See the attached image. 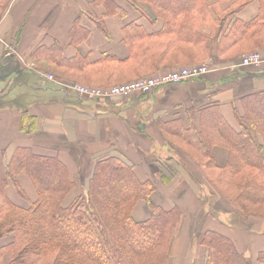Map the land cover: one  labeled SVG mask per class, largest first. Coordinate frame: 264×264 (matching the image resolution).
<instances>
[{
  "label": "crops",
  "instance_id": "1",
  "mask_svg": "<svg viewBox=\"0 0 264 264\" xmlns=\"http://www.w3.org/2000/svg\"><path fill=\"white\" fill-rule=\"evenodd\" d=\"M200 3L206 11L193 24L200 42L192 44L173 42L178 30L166 28L170 20H183L185 11L165 15L147 0H0V175L12 203L28 208L37 198L25 172L6 168L17 148L64 164L73 182L64 206L83 195L97 159L116 155L153 187L135 203V220H146L151 206L178 210L163 264H204L200 241L207 230L231 239L249 264H262L264 215L238 209L210 176L211 170L261 172L228 168L220 127L239 133L246 100L264 94V68L231 67L241 54L264 49V0ZM187 49L192 57H184ZM173 60L170 67L166 62ZM202 63L211 70L198 78L109 100L79 98L34 71L55 72L68 83L92 74L80 83L102 86L126 82L130 77L115 76L125 71L140 78ZM100 77L103 83L92 82ZM205 141L211 142L206 153ZM259 141L264 167V136ZM169 160L173 174L161 165ZM164 173L171 176L168 183ZM12 241L13 234L0 236V264H9Z\"/></svg>",
  "mask_w": 264,
  "mask_h": 264
},
{
  "label": "trees",
  "instance_id": "2",
  "mask_svg": "<svg viewBox=\"0 0 264 264\" xmlns=\"http://www.w3.org/2000/svg\"><path fill=\"white\" fill-rule=\"evenodd\" d=\"M147 1L149 6L160 8L159 11L163 10L165 15L186 12L183 20H170L166 24L170 33L178 30L173 42H200V33L193 29V24L203 18L206 11L204 3H200V0ZM193 12L196 13L193 15ZM184 52L186 58L194 54L192 49ZM166 63L172 67L177 62L173 60ZM245 106L244 114L237 117L241 128L239 133L225 125L220 127L221 134L228 141V168L230 166L236 172L247 167L261 172L246 174V182L238 195L223 194L241 211L248 210L257 214L259 204L253 206L248 202H251L250 199L254 203L264 202V167L261 162L263 145L259 141V137L264 136V119L255 113L256 110L264 113V94L249 98ZM27 118L33 119L32 116ZM29 124L32 126L31 121ZM207 134L205 138L211 140V135ZM209 141L200 142L205 153L211 145ZM161 165L171 173L170 160ZM6 168L10 174L25 172L37 191L36 200L30 202L28 208L19 207L6 196V180L0 175V236L13 234V241L6 246L9 264L165 262L170 233L178 220V210L173 208L166 211L151 206V214L146 220H135L132 216L135 203L138 199H147L153 187L150 182L139 181L132 166L120 157L108 155L97 159L92 175L85 183L83 195L67 206L62 202L73 182L57 157L36 155L28 148L20 147L14 150ZM170 177L167 173L163 175L166 183ZM235 185L237 187L238 182ZM200 243L206 248L204 264H249L246 257L237 251L232 240L220 233L207 230ZM259 260L264 264V253L259 255Z\"/></svg>",
  "mask_w": 264,
  "mask_h": 264
},
{
  "label": "built area",
  "instance_id": "3",
  "mask_svg": "<svg viewBox=\"0 0 264 264\" xmlns=\"http://www.w3.org/2000/svg\"><path fill=\"white\" fill-rule=\"evenodd\" d=\"M233 68L251 67L264 68V49L251 51L241 55L238 60L231 64ZM211 70L208 63L182 66L179 69L167 71L165 73L154 74L142 77L129 83L116 84L109 87L84 86L77 82H63L55 78L52 74L46 73L44 76L51 81H55L79 97L93 98L97 100H107L133 95L136 93H146L156 88L177 84L193 78H198Z\"/></svg>",
  "mask_w": 264,
  "mask_h": 264
},
{
  "label": "rangeland",
  "instance_id": "4",
  "mask_svg": "<svg viewBox=\"0 0 264 264\" xmlns=\"http://www.w3.org/2000/svg\"><path fill=\"white\" fill-rule=\"evenodd\" d=\"M259 50V49H258ZM258 50H256V49H254V50H252V51H258ZM247 53H249V52H246V53H244V54H247ZM244 54H241V55H244ZM240 55V56H241ZM239 56V57H240ZM190 63V62H189ZM191 64V63H190ZM0 66H1V63H0ZM1 68V67H0ZM35 71V73L39 76V77H43V73L44 72H46L45 70H39V69H37V70H34ZM50 73H52V75H56V73L55 72H51L50 71ZM103 74H104V72H103ZM128 74V72L127 71H125L122 75H120L119 76V74H115V76H117V79L119 78V77H124V75L125 76H128V77H130V79L128 78L127 79V81L126 82H121V83H117V84H123V83H129V82H132V81H134V80H138V79H140V78H142V77H140V78H133L132 76H129V75H127ZM92 74H86V75H83L80 79L81 80H79L80 82L81 81H83V79H89V77L91 76ZM56 77H60V76H58V75H56ZM61 78V77H60ZM101 78H103V77H100V78H98V79H96L95 81H92V82H96V83H103L104 81L103 80H99V79H101ZM4 79V78H3ZM63 79V78H62ZM65 79V78H64ZM77 79V78H76ZM93 79V78H92ZM92 79H90V80H88V81H91ZM119 80V79H118ZM14 81H17V79H14ZM5 82H7V79H4L3 80V82L2 83H5ZM80 82H77V83H79V84H81ZM84 82H85V80H84ZM83 82V83H84ZM88 82H85L84 84H81V85H84V86H91V85H89V84H87ZM114 84H108V85H102V86H93V87H109V86H113ZM116 85V84H115ZM75 94V93H74ZM76 95V94H75ZM77 96V95H76ZM77 97H79V96H77ZM79 98H84V97H79ZM255 113H256V115H258V116H260V117H262L263 119H264V113L261 111V110H256L255 111ZM211 179H212V181L214 182V184L220 189V190H222L223 192L222 193H226V195H231V196H233L234 194H239V192L240 191H242V189H243V186H244V184H245V182H246V176L244 175V174H239V175H230V174H224L223 172L221 173V172H219V171H214V170H211ZM235 182H238V186L236 187V185H235ZM241 186V187H240ZM256 209V208H255ZM256 211H258V213H259V215H264V205H261L258 209H256ZM17 251H19V248H18V250ZM17 253V252H16ZM16 253H15V255H16Z\"/></svg>",
  "mask_w": 264,
  "mask_h": 264
},
{
  "label": "water",
  "instance_id": "5",
  "mask_svg": "<svg viewBox=\"0 0 264 264\" xmlns=\"http://www.w3.org/2000/svg\"><path fill=\"white\" fill-rule=\"evenodd\" d=\"M5 59V58H4Z\"/></svg>",
  "mask_w": 264,
  "mask_h": 264
}]
</instances>
